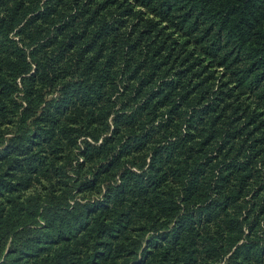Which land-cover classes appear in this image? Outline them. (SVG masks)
<instances>
[{
	"label": "trees",
	"instance_id": "1",
	"mask_svg": "<svg viewBox=\"0 0 264 264\" xmlns=\"http://www.w3.org/2000/svg\"><path fill=\"white\" fill-rule=\"evenodd\" d=\"M0 264H264V0H0Z\"/></svg>",
	"mask_w": 264,
	"mask_h": 264
}]
</instances>
